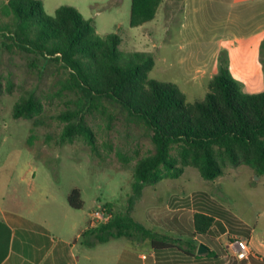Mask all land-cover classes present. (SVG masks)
Instances as JSON below:
<instances>
[{"label": "rangeland", "instance_id": "obj_1", "mask_svg": "<svg viewBox=\"0 0 264 264\" xmlns=\"http://www.w3.org/2000/svg\"><path fill=\"white\" fill-rule=\"evenodd\" d=\"M4 1L0 0V6ZM41 1L49 16H54L62 6L74 7L94 22L98 34H119L123 57L134 52L152 53L156 64L150 78L175 81L188 103L202 101L208 93L207 79L202 80L200 74L190 72L185 76L170 66L179 60L175 55L183 51L178 13L170 19L169 9L158 13V8L154 21L134 27L132 0ZM2 33L0 201L33 209L35 216L48 221L52 237L74 242L79 236L77 250L87 264H119L127 251L141 253V261L154 260L156 254L151 253L149 242L120 238L92 248L87 245L91 237L85 234L91 227L92 212L99 207L110 204L115 214L127 211L133 195L134 168L154 151L145 128L131 121L116 104L102 100L84 113L94 132L95 147L81 136L64 140L66 122L59 116L79 110L82 93L61 62L23 52L11 37ZM262 43L259 49L252 42L224 52L230 61L229 72L245 94L264 92ZM178 76L186 79L176 80ZM30 92L40 101L42 112L31 120L16 119L15 106ZM74 189L81 192V209L69 205L68 198ZM204 209L216 212L218 219H222L218 213L226 214L229 222L223 220L225 232L215 225L208 235L192 236L193 215ZM132 215L163 234L197 245L203 243L222 257L219 264L230 263L235 259L231 248L234 240L250 239L246 230L254 229L256 237L264 239V177H257L249 166L239 165L228 166L223 176L208 181L195 168L188 167L179 179L146 185ZM86 252L95 257L92 262L84 260ZM160 254L156 264H193L183 251Z\"/></svg>", "mask_w": 264, "mask_h": 264}, {"label": "trees", "instance_id": "obj_2", "mask_svg": "<svg viewBox=\"0 0 264 264\" xmlns=\"http://www.w3.org/2000/svg\"><path fill=\"white\" fill-rule=\"evenodd\" d=\"M162 2L132 0L131 25L152 21ZM0 20V35L4 32L2 36L11 37L23 52L61 62L82 93L79 110L59 116L66 122L64 140L81 136L94 148V132L84 113L95 102L106 100L142 125L154 145V151L134 168L133 195L127 211L115 214L112 205L106 204L111 218L85 232L91 237L87 245L94 247L125 238L149 242L156 253L179 250L191 257H216L210 249L199 255V245L192 241L149 228L132 215L133 208L146 185L179 179L188 167L195 168L208 181L223 176L228 166L239 165L249 166L257 177H264V92L243 93L223 53L205 98L188 103L177 84L150 78L155 67L152 53L134 52L123 57L120 35L98 34L94 22L74 7L62 6L49 16L41 0H5L0 6ZM261 55L264 65V41ZM1 92L0 76V97ZM41 112L40 101L30 92L15 106L13 116L31 120ZM68 202L73 208L83 207L79 189L72 191ZM218 215L222 219L214 211H196L192 236L208 235L215 225L225 232L223 220H229L224 212ZM245 233L250 237L251 230Z\"/></svg>", "mask_w": 264, "mask_h": 264}, {"label": "crops", "instance_id": "obj_3", "mask_svg": "<svg viewBox=\"0 0 264 264\" xmlns=\"http://www.w3.org/2000/svg\"><path fill=\"white\" fill-rule=\"evenodd\" d=\"M161 9H169L170 19L175 18L173 16L177 13L181 17L179 35L183 39V51L175 55L179 60L177 63L173 61L170 66L176 67L177 72L185 76L190 72L200 74L202 80L207 79V85L218 73L221 54L252 42L259 49L264 41V0H163L158 13ZM156 17L157 14L152 21ZM185 76H178L176 80L184 81ZM33 211L0 201V264H87L82 262L77 250L79 236L74 242L64 237H52L48 221L35 216ZM251 232L248 240L251 256L245 260L235 258L226 264H264V239L257 238L254 229ZM205 246L217 256H189L193 264H219L222 257L219 258L217 252ZM92 248H97V245ZM150 249L156 256L148 263L139 260L141 253L127 251L120 257L119 264L160 262L161 254L151 246ZM92 259L95 257L86 252L84 260L92 262Z\"/></svg>", "mask_w": 264, "mask_h": 264}, {"label": "built area", "instance_id": "obj_4", "mask_svg": "<svg viewBox=\"0 0 264 264\" xmlns=\"http://www.w3.org/2000/svg\"><path fill=\"white\" fill-rule=\"evenodd\" d=\"M110 218L111 214L105 207L101 206L91 214V227H97L101 224L107 223ZM231 248L235 258L238 260L248 259L252 254L249 243L245 239L236 238L231 245Z\"/></svg>", "mask_w": 264, "mask_h": 264}, {"label": "water", "instance_id": "obj_5", "mask_svg": "<svg viewBox=\"0 0 264 264\" xmlns=\"http://www.w3.org/2000/svg\"><path fill=\"white\" fill-rule=\"evenodd\" d=\"M208 252V248L205 245H200L199 246V250H198V254L199 255H204Z\"/></svg>", "mask_w": 264, "mask_h": 264}]
</instances>
